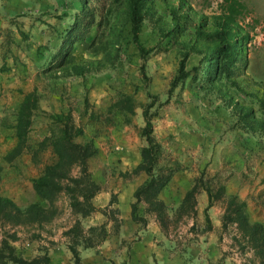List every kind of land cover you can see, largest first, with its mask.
<instances>
[{
  "label": "rangeland",
  "instance_id": "374dc122",
  "mask_svg": "<svg viewBox=\"0 0 264 264\" xmlns=\"http://www.w3.org/2000/svg\"><path fill=\"white\" fill-rule=\"evenodd\" d=\"M220 2L150 0L140 49L125 0H91L94 25L58 60L63 35L82 15L80 3L0 0V195L21 209L33 203L46 209L42 223L14 227L18 239H9L17 254L47 253L50 264H74L75 246L80 264H264V0H243L245 56L218 81L201 69L206 45L200 52L190 47L192 39L180 45L164 36L177 18L192 34ZM173 6H180L177 16ZM28 93L38 108L19 144V110ZM146 108L161 144L155 171L172 172L157 196L149 190L136 196L149 179L138 167ZM62 112L82 129L76 141L95 148L89 173L100 189L90 212H77L64 192L52 204L33 186L58 161L50 114ZM232 196L245 202L247 229L224 223ZM9 223L0 221V244L13 231Z\"/></svg>",
  "mask_w": 264,
  "mask_h": 264
},
{
  "label": "trees",
  "instance_id": "16d2710c",
  "mask_svg": "<svg viewBox=\"0 0 264 264\" xmlns=\"http://www.w3.org/2000/svg\"><path fill=\"white\" fill-rule=\"evenodd\" d=\"M82 7V15L77 18L66 30L61 46L54 55L61 60L68 55V49L77 40L84 39L90 32L96 21L95 10H91L89 5L91 0H77ZM121 1V0H117ZM127 4V18L131 25L132 40L140 49L143 45L140 41V33L144 19L147 16L148 2L150 0H125ZM179 7L171 9L174 16H177ZM93 9V8H92ZM247 6L243 0H221L219 12L213 14L210 22L201 20L195 26L193 33H187L179 19H175L173 26L168 27L164 36L172 43L185 45L190 39L193 43L190 47H195L202 52V44L207 49L202 57L201 69L212 80L218 81L223 74H230L232 67L238 63L245 54L243 46L249 38L248 34H241L239 31V18L242 13H246ZM210 25V27H206ZM186 34L188 40H181L180 35ZM187 71L185 75H190ZM129 101H134L132 96H127ZM38 108V99L34 93L25 95L19 110L17 123V135L19 144L23 141L26 128L31 122L34 109ZM145 125L142 129V136L146 140V145L141 149L142 161L138 167L147 172L149 179L136 190V196L141 191L149 190L152 196H157L160 190L167 184L172 176V172L164 174L163 170L155 171L158 157L161 153V144L153 136L152 118L148 109H144ZM50 117L57 126L51 130L50 142L58 155V161L53 165H48L45 172L33 179L35 191L44 199L51 201L60 193H66L70 197V204L77 212H90L95 209L92 204V197L99 191L100 186L91 178L89 173V158L94 153L95 148L90 143H80L76 141V136L82 133V129L76 127L72 122L71 115L65 113L50 114ZM78 168L76 174L74 169ZM199 188L196 183L185 196L189 200ZM210 196V205L213 197L210 187L205 188ZM245 202L240 201L236 196L228 200L224 214V223H241L242 227L249 228L248 215L244 211ZM135 207L133 213L135 216ZM55 211V210H54ZM46 209L40 204L33 203L25 209L19 208L12 199L0 195V221H10L13 231L7 230L2 237L0 244V264L13 262L15 264H50V256L45 253L42 256L31 259L25 258L16 253L15 246L10 242L18 239V232L14 227L25 226L29 223H42L46 216ZM259 225V224H254ZM36 237V236H35ZM75 258L74 264H80L79 251L75 246H70Z\"/></svg>",
  "mask_w": 264,
  "mask_h": 264
},
{
  "label": "crops",
  "instance_id": "0c3cea01",
  "mask_svg": "<svg viewBox=\"0 0 264 264\" xmlns=\"http://www.w3.org/2000/svg\"><path fill=\"white\" fill-rule=\"evenodd\" d=\"M140 160H141L140 157H138V160H137V157H136V162H137V163H139ZM129 215L132 216V209H129V208H128V217H129ZM146 231H149V229L146 230ZM146 233H147V232H146Z\"/></svg>",
  "mask_w": 264,
  "mask_h": 264
}]
</instances>
